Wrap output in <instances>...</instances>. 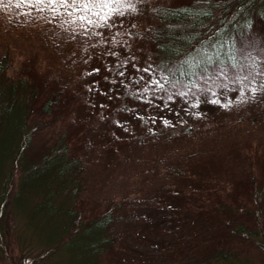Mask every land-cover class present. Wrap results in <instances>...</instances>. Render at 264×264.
<instances>
[{"label":"rangeland","instance_id":"374dc122","mask_svg":"<svg viewBox=\"0 0 264 264\" xmlns=\"http://www.w3.org/2000/svg\"><path fill=\"white\" fill-rule=\"evenodd\" d=\"M157 1L168 0L0 2V56L28 59L75 91L67 121L86 129L76 145L82 211L118 215L114 249L97 264H193L237 217L224 195L250 181L263 189L264 217V40L248 38L233 70L191 86L158 82L141 32ZM65 255L50 264H71Z\"/></svg>","mask_w":264,"mask_h":264},{"label":"trees","instance_id":"16d2710c","mask_svg":"<svg viewBox=\"0 0 264 264\" xmlns=\"http://www.w3.org/2000/svg\"><path fill=\"white\" fill-rule=\"evenodd\" d=\"M152 18L141 32L149 68L164 84L191 86L238 68L248 38L257 33L264 40V0L157 1ZM16 62L8 50L1 53L0 264H50L61 252L71 264H97L114 249L118 215L82 211L84 167L76 145L86 129L67 121L75 91L28 59ZM42 131L52 133L36 146ZM262 194L250 181L224 195L222 207L237 217L225 221L193 264H251L244 247L264 256Z\"/></svg>","mask_w":264,"mask_h":264},{"label":"snow or ice","instance_id":"6c2138e0","mask_svg":"<svg viewBox=\"0 0 264 264\" xmlns=\"http://www.w3.org/2000/svg\"><path fill=\"white\" fill-rule=\"evenodd\" d=\"M0 2H2V0H0ZM37 2H42V0H37ZM51 3H55L56 0H50ZM61 3H67L68 0H60ZM90 2H92V0H90ZM77 3H81V0H71V4H77ZM19 6V5H17ZM84 7H88V4H84Z\"/></svg>","mask_w":264,"mask_h":264}]
</instances>
